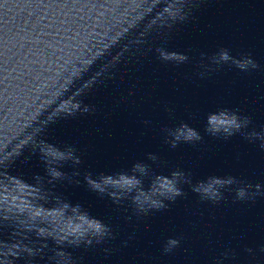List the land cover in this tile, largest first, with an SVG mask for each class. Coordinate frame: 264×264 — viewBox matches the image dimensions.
Returning a JSON list of instances; mask_svg holds the SVG:
<instances>
[{"label":"water","instance_id":"1","mask_svg":"<svg viewBox=\"0 0 264 264\" xmlns=\"http://www.w3.org/2000/svg\"><path fill=\"white\" fill-rule=\"evenodd\" d=\"M225 109L249 123L206 131ZM182 123L201 138L173 147ZM253 132L264 0H0V264H264Z\"/></svg>","mask_w":264,"mask_h":264},{"label":"clouds","instance_id":"2","mask_svg":"<svg viewBox=\"0 0 264 264\" xmlns=\"http://www.w3.org/2000/svg\"><path fill=\"white\" fill-rule=\"evenodd\" d=\"M185 59L186 57L184 56L181 58V61ZM214 59L216 58L214 57ZM229 59H230V56L227 50H224L220 53L219 59H216V60L217 62H219V61H228ZM247 64H251L252 67H256L255 63L250 59L247 60L246 64H241L237 66L244 68L247 66ZM77 107H79V105H77ZM84 111H88V108L85 107ZM206 120H207L206 131H208L209 133H213V134L222 131L223 133L230 135L234 131L240 130L243 125H246L247 123H249L247 118H244L243 120H241L240 118H238V116L235 113L230 112L226 109L220 110L219 112L209 113L206 117ZM168 131L170 132V135L173 137V140L171 142L173 147H175L176 142L180 140H183L185 142H191L193 140H199L201 138L199 133L195 129L183 123L179 125L178 127H176L174 130H168ZM249 136L258 137L262 141L261 147L264 148V136L258 133H255V132L250 133ZM151 158L155 159V156H152ZM132 171L133 173L138 171L139 173L144 174L146 172V167L140 163H136L133 166ZM53 174L58 175V173H53ZM177 177H180L182 179L183 173L173 172L172 178L167 182L168 191L172 193V196L170 198L181 194L180 189L176 187ZM121 181L123 182V185L126 186V189L128 192H131L133 189H135L136 192L141 191L139 187V185L141 184V181L134 174H117L116 176L108 175L104 179V183L108 186L118 185ZM209 181H212V183L209 184L208 183ZM230 182H231V178H229V180H216L215 178H209L207 182H199L193 188V190L199 193H202L203 196H207V197H208V194L211 193L212 194L211 198L217 199L219 198V192L217 188L215 189V191H213V185H222V184L230 183ZM206 184H208L207 187H205ZM97 187H99V185H97ZM237 195L238 197L243 198L245 196V193L241 189L237 192ZM177 244H178V240H175V239L169 240L168 246L165 247V251L170 250L172 247L176 246Z\"/></svg>","mask_w":264,"mask_h":264}]
</instances>
